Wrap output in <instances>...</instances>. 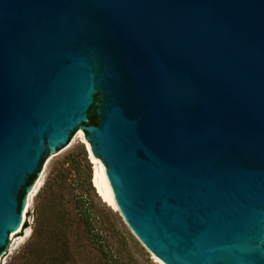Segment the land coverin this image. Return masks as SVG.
<instances>
[{
	"label": "water",
	"instance_id": "1",
	"mask_svg": "<svg viewBox=\"0 0 264 264\" xmlns=\"http://www.w3.org/2000/svg\"><path fill=\"white\" fill-rule=\"evenodd\" d=\"M81 129L154 255L264 264V0H0V252Z\"/></svg>",
	"mask_w": 264,
	"mask_h": 264
},
{
	"label": "rangeland",
	"instance_id": "2",
	"mask_svg": "<svg viewBox=\"0 0 264 264\" xmlns=\"http://www.w3.org/2000/svg\"><path fill=\"white\" fill-rule=\"evenodd\" d=\"M95 93L103 109L107 96L100 84ZM101 122L102 114L97 125ZM48 151L44 168L25 187L24 202L40 177L41 186L31 197L21 229L4 239L0 264H160L120 209L109 206L93 187L95 163L85 143L75 135L62 150Z\"/></svg>",
	"mask_w": 264,
	"mask_h": 264
},
{
	"label": "bare ground",
	"instance_id": "3",
	"mask_svg": "<svg viewBox=\"0 0 264 264\" xmlns=\"http://www.w3.org/2000/svg\"><path fill=\"white\" fill-rule=\"evenodd\" d=\"M76 138L80 139V141L85 143L86 148L88 150L89 157H90L91 161L93 163H95V170H94V175H93V180H92L94 188H96L97 193L102 197V199L109 206H111L113 209L118 210L119 208H118L116 201H115V193L113 192V189L110 185L105 165H103L102 162L99 161L98 158L93 154L91 147H90V144L86 141L82 130H80L76 134ZM41 183H42V179L40 177L35 182V185L31 188V190H30V192H29V194H28V196L24 202L23 209L20 213V218H21L22 223L24 222V220L26 218L27 210L30 207L31 197L37 191V189L41 186ZM12 224H13V218L11 219V221L9 222L7 227L11 226ZM21 227H19L18 224H15L13 229H12V232L15 234V232H18L21 229ZM27 232H28V229L26 230V233ZM154 257L160 262V264H168L164 260L159 259L157 256H154Z\"/></svg>",
	"mask_w": 264,
	"mask_h": 264
},
{
	"label": "trees",
	"instance_id": "4",
	"mask_svg": "<svg viewBox=\"0 0 264 264\" xmlns=\"http://www.w3.org/2000/svg\"><path fill=\"white\" fill-rule=\"evenodd\" d=\"M98 101H99V96L98 94L94 95V100L91 103V105L89 106L88 110H87V121L84 122L85 126L88 125H97L98 124V113L96 111V109L98 108ZM45 159V155L42 156L41 158V163L44 161ZM36 178V173H33L31 175L28 176L27 180H26V185H30L34 182ZM25 196V188L23 187L18 194V201L19 203H21L22 199ZM24 227H26L25 223H24Z\"/></svg>",
	"mask_w": 264,
	"mask_h": 264
}]
</instances>
